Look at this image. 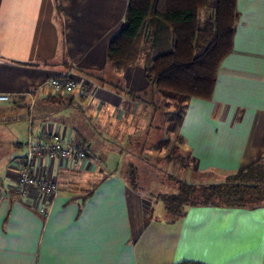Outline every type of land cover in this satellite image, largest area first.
Returning <instances> with one entry per match:
<instances>
[{
    "label": "crops",
    "instance_id": "crops-1",
    "mask_svg": "<svg viewBox=\"0 0 264 264\" xmlns=\"http://www.w3.org/2000/svg\"><path fill=\"white\" fill-rule=\"evenodd\" d=\"M127 5L0 0V95L10 96L0 100V264H264V203L197 204L171 218L130 185L125 167L137 155L129 152L139 140L153 145V99L162 94L145 77L153 25L136 62L117 69L107 58ZM235 7L212 95L190 98L177 129L194 170L223 178L264 151V0ZM63 74L77 88L51 92L47 80ZM43 131L86 152L82 161L36 162L35 173L58 185L47 216L36 189L16 195L17 171Z\"/></svg>",
    "mask_w": 264,
    "mask_h": 264
},
{
    "label": "trees",
    "instance_id": "trees-1",
    "mask_svg": "<svg viewBox=\"0 0 264 264\" xmlns=\"http://www.w3.org/2000/svg\"><path fill=\"white\" fill-rule=\"evenodd\" d=\"M236 21L235 0H128L124 24L108 42L107 58L117 69L136 62L144 51L141 42L153 25V54L145 77L162 95L185 102L178 129L190 98L211 97L219 64L231 49ZM259 159L219 181L179 180L176 191L158 198L171 218L181 217L187 207L197 204L264 203V167ZM130 165L125 167L129 181Z\"/></svg>",
    "mask_w": 264,
    "mask_h": 264
},
{
    "label": "rangeland",
    "instance_id": "rangeland-1",
    "mask_svg": "<svg viewBox=\"0 0 264 264\" xmlns=\"http://www.w3.org/2000/svg\"><path fill=\"white\" fill-rule=\"evenodd\" d=\"M153 100V106L158 111V120L155 122L157 133L156 136L153 135L154 143L144 145L139 140L135 143L137 148L131 150L133 152L128 151L130 158L137 155L128 168L129 176L132 177L129 183L134 189L143 190L146 197L153 201L155 198L159 199L162 193L176 191L179 180L196 184L221 180L223 177L220 174L194 170L186 148L177 137L176 126L185 102L165 95H159L158 99ZM21 139L23 136L20 137ZM259 158V164L264 167V151Z\"/></svg>",
    "mask_w": 264,
    "mask_h": 264
},
{
    "label": "built area",
    "instance_id": "built-area-1",
    "mask_svg": "<svg viewBox=\"0 0 264 264\" xmlns=\"http://www.w3.org/2000/svg\"><path fill=\"white\" fill-rule=\"evenodd\" d=\"M46 86L55 94H70L77 88L78 83L67 74L54 76L47 80ZM10 96L1 94L0 100L7 101ZM59 159L61 161L85 160L86 152L84 147L75 138H68L57 132L43 131L29 145L23 163L17 171L16 195L19 198H27L32 189H36L46 200L39 211L47 216L52 200L57 194L58 185L50 178L38 176L35 173L36 162L39 159Z\"/></svg>",
    "mask_w": 264,
    "mask_h": 264
}]
</instances>
